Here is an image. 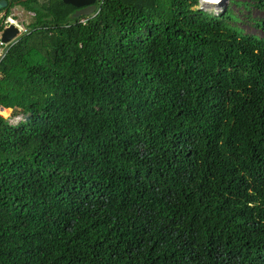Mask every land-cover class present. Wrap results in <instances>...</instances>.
Returning a JSON list of instances; mask_svg holds the SVG:
<instances>
[{"label": "trees", "instance_id": "16d2710c", "mask_svg": "<svg viewBox=\"0 0 264 264\" xmlns=\"http://www.w3.org/2000/svg\"><path fill=\"white\" fill-rule=\"evenodd\" d=\"M225 1L0 0V264H264V0Z\"/></svg>", "mask_w": 264, "mask_h": 264}, {"label": "built area", "instance_id": "2783aa9c", "mask_svg": "<svg viewBox=\"0 0 264 264\" xmlns=\"http://www.w3.org/2000/svg\"><path fill=\"white\" fill-rule=\"evenodd\" d=\"M225 0H199V5H200V9H207V11L213 14H217L220 11V6H222V4L224 3ZM104 0H95L94 2V12L89 15L88 17H85V19L80 20L81 24H84L88 19L93 18L95 16L98 15L101 5L103 4ZM221 2V3H220ZM220 3V4H219ZM203 5V6H202ZM217 7V8H215ZM213 10V12H212ZM9 25H13L15 28H17L18 30V34L16 35L15 38H13L10 42L6 43V44H2L0 41V47L3 49L0 53V61L2 59V57L4 56L6 50L8 49V47H10L12 44H15L18 40V38L25 33V29L23 28V26L19 25L17 21H15L13 18H5L3 19V21L1 22V30L8 27ZM5 110L0 109V113L3 112ZM24 119H22V117H13V118H7V122L9 125L12 126H16L19 123L23 122Z\"/></svg>", "mask_w": 264, "mask_h": 264}, {"label": "water", "instance_id": "95a60500", "mask_svg": "<svg viewBox=\"0 0 264 264\" xmlns=\"http://www.w3.org/2000/svg\"><path fill=\"white\" fill-rule=\"evenodd\" d=\"M8 3H11L15 0H6ZM62 2L66 5H70L76 9V12L72 16L74 19L80 17H88L94 12V2L95 0H62ZM203 6V5H202ZM4 11V15H5ZM18 34L17 28L13 25H9L8 27L2 30L0 35V41L2 44H6L10 42L13 38Z\"/></svg>", "mask_w": 264, "mask_h": 264}, {"label": "rangeland", "instance_id": "374dc122", "mask_svg": "<svg viewBox=\"0 0 264 264\" xmlns=\"http://www.w3.org/2000/svg\"><path fill=\"white\" fill-rule=\"evenodd\" d=\"M221 3V2H220ZM219 3V4H220ZM224 5H227V2L225 1L224 2ZM215 8H217V7H215ZM19 11H15L16 13H19L20 14V19H22V21H27L28 22V19H29V16H32V14H30L29 16L27 15V14H25V13H23L20 9H18ZM233 11L235 12V13H237V15L239 16V17H241L242 18V15L243 14H246V12H245V10H241V9H237L236 7L235 8H233ZM12 12L13 13H15L14 12V9H12ZM212 12H213V10H212ZM241 15V16H240ZM250 16L251 17H255V18H259V17H261L262 16V13H260V12H258V11H256V10H251V13H250ZM242 28H243V30L246 32V33H252V34H257V35H259V36H264L263 34H261V33H258L257 31H255V30H253V29H251L249 26H242ZM1 49H0V53H1ZM1 113H3V115H0L1 117H3V118H9L10 116H11V111L10 110H5V111H3V112H1Z\"/></svg>", "mask_w": 264, "mask_h": 264}, {"label": "crops", "instance_id": "0c3cea01", "mask_svg": "<svg viewBox=\"0 0 264 264\" xmlns=\"http://www.w3.org/2000/svg\"><path fill=\"white\" fill-rule=\"evenodd\" d=\"M13 9H14V12H15V11H19L18 9L21 10L20 7H14ZM21 11H22V10H21ZM22 12H23V11H22ZM0 17L13 18L15 21L18 22L19 25L22 26V24H21L22 19H20V14H19V13H16V12L13 13L12 10L10 11L9 16H8V15L6 16V13H5V15H4V13H2V14H0ZM2 30H3V29H2ZM2 30H1V24H0V35H1V33H2Z\"/></svg>", "mask_w": 264, "mask_h": 264}, {"label": "clouds", "instance_id": "9594fccd", "mask_svg": "<svg viewBox=\"0 0 264 264\" xmlns=\"http://www.w3.org/2000/svg\"><path fill=\"white\" fill-rule=\"evenodd\" d=\"M224 2H225V1H224ZM222 5H223V4H222ZM221 7H222V6H220V8H219V9H221ZM0 115H3V113H0Z\"/></svg>", "mask_w": 264, "mask_h": 264}]
</instances>
